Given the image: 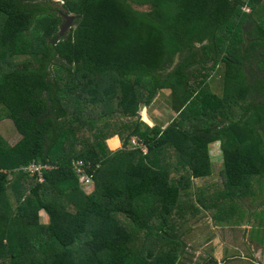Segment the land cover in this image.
I'll return each mask as SVG.
<instances>
[{
    "label": "trees",
    "instance_id": "1",
    "mask_svg": "<svg viewBox=\"0 0 264 264\" xmlns=\"http://www.w3.org/2000/svg\"><path fill=\"white\" fill-rule=\"evenodd\" d=\"M61 1L0 0V122L20 135H0V264H178L196 181L221 180L211 209L263 193L264 0ZM165 90L179 119L150 128L139 113Z\"/></svg>",
    "mask_w": 264,
    "mask_h": 264
},
{
    "label": "rangeland",
    "instance_id": "2",
    "mask_svg": "<svg viewBox=\"0 0 264 264\" xmlns=\"http://www.w3.org/2000/svg\"><path fill=\"white\" fill-rule=\"evenodd\" d=\"M55 1L62 2L61 0ZM23 59H25V56L15 58V62H20ZM220 68L221 66L218 67V71L213 72V75L211 73L208 78L210 90L218 97H222L223 94V74L219 72ZM170 95V90H165L162 95H157L152 103L143 109L142 114L139 113V121L144 122L150 128L161 126V129H166L174 120L179 119V115L172 107ZM0 135L9 145H14L20 140V135L10 120L0 122ZM115 141H109L110 151H114L113 149L118 146V144H114ZM211 157L214 164L213 175L218 176L223 170L220 145L217 147L216 144L211 146ZM167 160L171 162L173 159L169 158ZM172 165L175 166L173 172L178 170V173H175L176 179L186 175L182 172L181 166L174 163ZM78 172L80 177L83 178L81 171L78 170ZM215 184L222 186L221 180L218 181L216 177H214V180L212 178L211 182L202 181L201 183V180L195 182L196 188L193 190L194 193H200L198 195L200 200H196L197 197L193 194L191 198L195 210L191 208L186 223H181L178 227L177 234H181L178 264H203L209 259L215 260L217 264H264V244L259 242L258 237V234L262 231L258 227L261 222L264 223V212H260L264 211V207H261L264 204V182L263 193L256 199V202L249 189L244 188L239 192L243 193L245 197L241 196L231 204H229V201L219 202L218 208L211 209L208 208L209 205L213 204L210 195L217 193L209 191L206 194L203 192L201 194V191H204L202 188L212 189ZM82 187L85 193L92 192V185L88 180L84 182ZM221 190L224 191L223 187ZM201 195L203 198H201ZM255 209L258 213L253 212ZM251 213L253 217L252 222L249 223L248 217ZM259 213L260 217H256ZM39 215L40 222L46 224L45 214L40 212Z\"/></svg>",
    "mask_w": 264,
    "mask_h": 264
},
{
    "label": "built area",
    "instance_id": "3",
    "mask_svg": "<svg viewBox=\"0 0 264 264\" xmlns=\"http://www.w3.org/2000/svg\"><path fill=\"white\" fill-rule=\"evenodd\" d=\"M251 11H252V9L247 3L246 6L243 7V12L251 13ZM130 143H131L132 148L142 149L143 154L146 155V153H147L146 149L138 142V140L136 138H132ZM46 169H48V168L42 167V166H37V165H32V166L26 168V171L29 172L30 176L36 175L38 177V181L41 182L42 181V178L40 177L41 170H46Z\"/></svg>",
    "mask_w": 264,
    "mask_h": 264
},
{
    "label": "water",
    "instance_id": "4",
    "mask_svg": "<svg viewBox=\"0 0 264 264\" xmlns=\"http://www.w3.org/2000/svg\"><path fill=\"white\" fill-rule=\"evenodd\" d=\"M61 16L64 19V22L59 29V32H58L59 37H62L69 29H71L73 20H74V17L70 14L61 13ZM142 111L140 112L141 114H142Z\"/></svg>",
    "mask_w": 264,
    "mask_h": 264
},
{
    "label": "crops",
    "instance_id": "5",
    "mask_svg": "<svg viewBox=\"0 0 264 264\" xmlns=\"http://www.w3.org/2000/svg\"><path fill=\"white\" fill-rule=\"evenodd\" d=\"M115 140L118 141V146H117L115 149H113L114 151H116V150H118V149L121 148V141H120V139H119L117 136H115V137L110 138V139L107 141L108 148L110 149V147H109V141H115ZM217 146H218V144H216V147H217ZM111 150H112V149H111Z\"/></svg>",
    "mask_w": 264,
    "mask_h": 264
},
{
    "label": "clouds",
    "instance_id": "6",
    "mask_svg": "<svg viewBox=\"0 0 264 264\" xmlns=\"http://www.w3.org/2000/svg\"><path fill=\"white\" fill-rule=\"evenodd\" d=\"M130 142H131V140H130ZM140 143V142H139ZM141 144V143H140ZM218 145H220V144H218ZM130 148H132V146H131V143H130ZM132 149H134V148H132ZM141 151H142V149H140ZM143 153V152H142ZM147 154V153H146ZM32 165H35V164H31V165H29V166H27V167H24V168H22L23 170H22V172L23 173H25V174H29V172H27L26 171V168H28V167H30V166H32ZM37 166H39V165H37ZM42 167H45V166H42ZM48 168V167H47ZM46 170H48V169H46ZM30 175V174H29ZM31 177H36V179L38 180V177L36 176V175H34V176H31Z\"/></svg>",
    "mask_w": 264,
    "mask_h": 264
},
{
    "label": "bare ground",
    "instance_id": "7",
    "mask_svg": "<svg viewBox=\"0 0 264 264\" xmlns=\"http://www.w3.org/2000/svg\"><path fill=\"white\" fill-rule=\"evenodd\" d=\"M114 144H116V145H117V144H118V141L116 140V141L114 142Z\"/></svg>",
    "mask_w": 264,
    "mask_h": 264
}]
</instances>
